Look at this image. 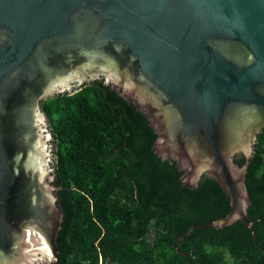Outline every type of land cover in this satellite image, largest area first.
Masks as SVG:
<instances>
[{
	"label": "water",
	"instance_id": "obj_1",
	"mask_svg": "<svg viewBox=\"0 0 264 264\" xmlns=\"http://www.w3.org/2000/svg\"><path fill=\"white\" fill-rule=\"evenodd\" d=\"M102 80L182 185L221 188L255 244L245 173L264 129V0H0V264H57L62 209L40 103Z\"/></svg>",
	"mask_w": 264,
	"mask_h": 264
},
{
	"label": "trees",
	"instance_id": "obj_2",
	"mask_svg": "<svg viewBox=\"0 0 264 264\" xmlns=\"http://www.w3.org/2000/svg\"><path fill=\"white\" fill-rule=\"evenodd\" d=\"M53 136L54 183L62 209L55 234L57 264H264L240 221L198 228L223 216L219 185H182L174 162L153 152L155 139L135 105L102 80L40 103ZM255 244L264 251V129L245 173Z\"/></svg>",
	"mask_w": 264,
	"mask_h": 264
}]
</instances>
